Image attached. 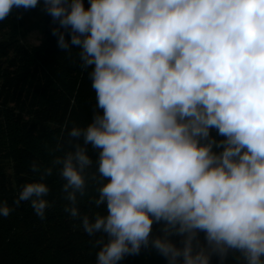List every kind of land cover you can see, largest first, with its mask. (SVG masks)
<instances>
[{
	"label": "clouds",
	"instance_id": "9594fccd",
	"mask_svg": "<svg viewBox=\"0 0 264 264\" xmlns=\"http://www.w3.org/2000/svg\"><path fill=\"white\" fill-rule=\"evenodd\" d=\"M14 9L51 17L58 48L91 69V122L68 133L83 143L52 164L65 212L101 234L95 264L142 249L167 264H264V0H0V21ZM53 167L33 161L41 180L15 201L41 219ZM89 181L105 209L92 218L78 200Z\"/></svg>",
	"mask_w": 264,
	"mask_h": 264
},
{
	"label": "trees",
	"instance_id": "16d2710c",
	"mask_svg": "<svg viewBox=\"0 0 264 264\" xmlns=\"http://www.w3.org/2000/svg\"><path fill=\"white\" fill-rule=\"evenodd\" d=\"M17 13L22 18L17 19ZM24 15L32 17L42 31L39 44L26 46L20 41ZM52 27L51 17L39 9H14L13 15L0 21V202L13 209L9 216H0V264H95L100 248L96 240L101 234L89 236L81 219L65 212V181L59 167L52 164L73 150L74 144L83 143L68 133L74 126L83 128L91 122L96 103L91 69L81 67L79 49L73 48L69 55L58 48ZM212 135L216 136L215 130ZM88 151L95 160V151L90 146ZM33 161L39 162L41 170L53 167V174L44 178L51 206L43 219L30 202L15 204L24 184L41 180L40 173L31 169ZM92 171L94 167L87 170ZM98 187L89 181L85 195L78 196L81 216L104 213L103 206L91 203L98 197ZM157 229L154 226V235ZM121 264L167 261L154 249H142ZM212 264H219L218 259L214 257Z\"/></svg>",
	"mask_w": 264,
	"mask_h": 264
},
{
	"label": "rangeland",
	"instance_id": "374dc122",
	"mask_svg": "<svg viewBox=\"0 0 264 264\" xmlns=\"http://www.w3.org/2000/svg\"><path fill=\"white\" fill-rule=\"evenodd\" d=\"M22 23L23 25L19 34L20 41L26 46L39 44L42 40L43 34L36 26L34 19L30 16L24 15Z\"/></svg>",
	"mask_w": 264,
	"mask_h": 264
}]
</instances>
